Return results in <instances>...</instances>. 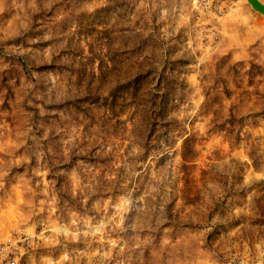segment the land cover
<instances>
[{
  "label": "clouds",
  "instance_id": "9594fccd",
  "mask_svg": "<svg viewBox=\"0 0 264 264\" xmlns=\"http://www.w3.org/2000/svg\"><path fill=\"white\" fill-rule=\"evenodd\" d=\"M258 5L0 0V264H264Z\"/></svg>",
  "mask_w": 264,
  "mask_h": 264
},
{
  "label": "rangeland",
  "instance_id": "374dc122",
  "mask_svg": "<svg viewBox=\"0 0 264 264\" xmlns=\"http://www.w3.org/2000/svg\"><path fill=\"white\" fill-rule=\"evenodd\" d=\"M81 27L79 28L78 32H72L70 29L65 27L64 29H60L57 25H53V29L56 32L54 37V44L57 48V53L53 55V66L56 71H62V67L56 64L57 57L60 55L66 54L72 60H78L83 55V51L85 48L91 53H96L97 47L100 45H104L107 42V38H102L103 34L93 29L90 24L82 17L81 18ZM65 44L67 48H65ZM45 46V42H41L38 47L43 48ZM87 61H82V65L86 64ZM33 68H39L40 71H45L49 66L48 65H32ZM29 65L27 63L21 62L18 66L16 71L23 69L24 74L27 75ZM10 70H5L3 74L5 79L0 80V90H3V87L6 85V77L9 74ZM75 74V73H73ZM79 76L81 77L82 84H88V70L86 67H82V70L79 72ZM147 82V77L143 74L137 75L135 77V84L137 86V93L139 92L140 88L144 86ZM264 191V189H262ZM192 196L195 195L193 191Z\"/></svg>",
  "mask_w": 264,
  "mask_h": 264
},
{
  "label": "water",
  "instance_id": "95a60500",
  "mask_svg": "<svg viewBox=\"0 0 264 264\" xmlns=\"http://www.w3.org/2000/svg\"><path fill=\"white\" fill-rule=\"evenodd\" d=\"M253 3H254V6H256V7H258V8H259V7H262V6H259V5H258V0H253Z\"/></svg>",
  "mask_w": 264,
  "mask_h": 264
}]
</instances>
